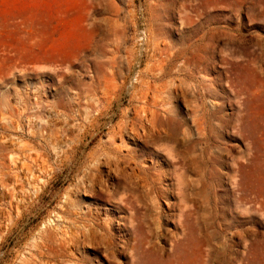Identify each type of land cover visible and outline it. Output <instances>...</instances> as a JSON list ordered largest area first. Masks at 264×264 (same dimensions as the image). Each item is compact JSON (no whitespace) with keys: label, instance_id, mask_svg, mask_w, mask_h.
I'll list each match as a JSON object with an SVG mask.
<instances>
[{"label":"rangeland","instance_id":"obj_1","mask_svg":"<svg viewBox=\"0 0 264 264\" xmlns=\"http://www.w3.org/2000/svg\"><path fill=\"white\" fill-rule=\"evenodd\" d=\"M0 264H264V0H0Z\"/></svg>","mask_w":264,"mask_h":264}]
</instances>
